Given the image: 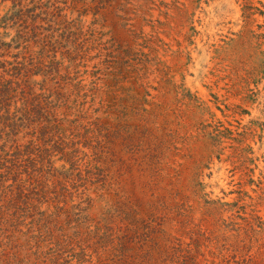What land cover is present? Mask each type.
<instances>
[{
  "label": "rangeland",
  "instance_id": "374dc122",
  "mask_svg": "<svg viewBox=\"0 0 264 264\" xmlns=\"http://www.w3.org/2000/svg\"><path fill=\"white\" fill-rule=\"evenodd\" d=\"M0 264H264V0H0Z\"/></svg>",
  "mask_w": 264,
  "mask_h": 264
}]
</instances>
